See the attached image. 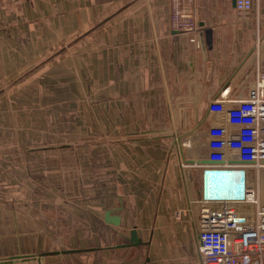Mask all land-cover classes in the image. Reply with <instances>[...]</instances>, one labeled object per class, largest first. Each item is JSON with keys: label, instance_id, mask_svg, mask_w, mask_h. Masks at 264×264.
<instances>
[{"label": "crops", "instance_id": "0c3cea01", "mask_svg": "<svg viewBox=\"0 0 264 264\" xmlns=\"http://www.w3.org/2000/svg\"><path fill=\"white\" fill-rule=\"evenodd\" d=\"M176 6L0 0V178L10 208L22 199L34 216L26 243L0 259L201 264L192 170L208 166L207 129L222 121L209 102L245 98L264 81V0L248 13L233 0H195L185 30L171 23ZM231 168L248 187L261 169Z\"/></svg>", "mask_w": 264, "mask_h": 264}, {"label": "built area", "instance_id": "2783aa9c", "mask_svg": "<svg viewBox=\"0 0 264 264\" xmlns=\"http://www.w3.org/2000/svg\"><path fill=\"white\" fill-rule=\"evenodd\" d=\"M18 9L22 0H1ZM171 23L177 29H191L195 0H176ZM254 0H235L242 13L253 9ZM208 109L222 121L207 129L205 159L221 167L248 165L264 167V81L258 79L245 98L218 97ZM254 193L246 186L242 200H208L199 197L202 207L193 220L201 264H263L264 203L251 200ZM223 203L216 208L213 203ZM255 203L253 216L239 212L235 205Z\"/></svg>", "mask_w": 264, "mask_h": 264}, {"label": "rangeland", "instance_id": "374dc122", "mask_svg": "<svg viewBox=\"0 0 264 264\" xmlns=\"http://www.w3.org/2000/svg\"><path fill=\"white\" fill-rule=\"evenodd\" d=\"M4 149H0L2 152ZM195 150L192 148L191 154H195ZM184 154V152H183ZM260 171L256 173H251L250 177V186L249 188L252 189L255 193L256 199L259 201V203H262L263 201L261 199H258L256 192L259 191V193L262 190V182L264 180L263 176V170L264 167H260ZM192 180H193V186L195 188V193L201 195L202 190V182H201V175L202 170L201 168H196L195 170H192ZM252 172V170H251ZM0 255H7L11 251H13L19 244L25 241L24 233L21 231L24 228V220H32L33 213L31 214L29 210L26 208V204L22 199H17V205L15 208V205L13 204V207L10 208V201L12 199L11 193L8 190L9 180L7 177H1L0 178ZM22 185V183H20ZM258 193V192H257ZM23 195V194H22ZM21 195V196H22ZM17 195V198H22L21 196ZM241 204H237L236 206L238 208ZM255 203H248V206H245L243 204V207L253 208L255 207ZM245 209V208H244ZM34 217V216H33ZM8 220H14L16 223H14V226L9 224ZM13 221V222H14ZM16 231V235L14 236V232ZM26 243V242H24ZM5 259V258H1ZM26 264H33L26 263Z\"/></svg>", "mask_w": 264, "mask_h": 264}, {"label": "water", "instance_id": "95a60500", "mask_svg": "<svg viewBox=\"0 0 264 264\" xmlns=\"http://www.w3.org/2000/svg\"><path fill=\"white\" fill-rule=\"evenodd\" d=\"M233 1L235 4V0ZM262 45H264V39ZM202 161L208 164V166L202 169L201 175V195L203 199L242 200L245 198L246 178L243 168L214 166L213 164L217 162H212L207 159ZM105 219L113 224L119 223L117 217L109 216L107 213L105 214ZM129 242L130 244H137L139 242L135 229H131L130 231ZM31 262H33V264H45L42 255H16L0 259V264H22Z\"/></svg>", "mask_w": 264, "mask_h": 264}, {"label": "bare ground", "instance_id": "6f19581e", "mask_svg": "<svg viewBox=\"0 0 264 264\" xmlns=\"http://www.w3.org/2000/svg\"><path fill=\"white\" fill-rule=\"evenodd\" d=\"M263 173H264V170H263ZM263 176H264V174H263ZM257 192H256V194H257L258 199H261L263 201L262 203H264V180L262 182V190H261V192L260 193H259V191H257ZM253 193H254V191H253ZM251 200H257L256 197H255V193H254V195H253ZM237 209H238V207H237ZM238 211L241 212L242 214L248 215V216L251 214L249 212H244V211H241L239 209H238ZM250 218H251V215H250Z\"/></svg>", "mask_w": 264, "mask_h": 264}]
</instances>
